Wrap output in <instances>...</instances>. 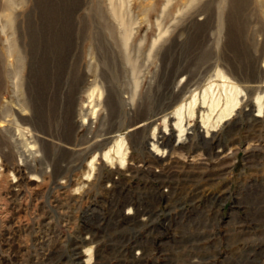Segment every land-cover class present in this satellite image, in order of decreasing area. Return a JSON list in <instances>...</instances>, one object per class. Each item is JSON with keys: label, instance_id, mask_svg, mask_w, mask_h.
Instances as JSON below:
<instances>
[{"label": "rangeland", "instance_id": "374dc122", "mask_svg": "<svg viewBox=\"0 0 264 264\" xmlns=\"http://www.w3.org/2000/svg\"><path fill=\"white\" fill-rule=\"evenodd\" d=\"M263 3L0 0V264H73L65 256L74 231L64 225L83 205L75 194L110 164L105 152L124 139L137 158L155 130L173 147L174 114L194 99L193 133L174 156L210 178L220 165L232 175L238 155L257 157L242 165L257 194L234 197L237 211L209 229L210 240L218 233L209 264H264V114L255 116L264 96ZM220 71L238 86L240 106L206 139L204 93L215 83L224 95Z\"/></svg>", "mask_w": 264, "mask_h": 264}, {"label": "built area", "instance_id": "2783aa9c", "mask_svg": "<svg viewBox=\"0 0 264 264\" xmlns=\"http://www.w3.org/2000/svg\"><path fill=\"white\" fill-rule=\"evenodd\" d=\"M170 144L160 134L134 150L137 158L129 149L123 166L108 164L75 194L83 205L73 223L64 225L74 231L66 261L209 264L215 258L210 241L218 233L210 240L209 229L224 226L226 211V199L214 189L219 177L197 170L188 157L174 156L171 150L179 144Z\"/></svg>", "mask_w": 264, "mask_h": 264}, {"label": "bare ground", "instance_id": "6f19581e", "mask_svg": "<svg viewBox=\"0 0 264 264\" xmlns=\"http://www.w3.org/2000/svg\"><path fill=\"white\" fill-rule=\"evenodd\" d=\"M194 1V0H192ZM264 6V3H263ZM126 43V42H125ZM126 45V44H125ZM132 67V66H131ZM217 77L223 82L221 85L217 87L223 88L224 95L219 94L216 95L214 90V84L212 83L204 93L203 105L208 106L209 112L208 114L203 116L201 121L202 131L205 133L204 138H210L212 132H215L216 126L223 125L224 123L231 120L240 106V100L238 98L239 88L235 85L234 82H231L230 79L224 74V72L220 71ZM221 88V89H222ZM197 104V100L194 99L192 103H190L189 108L186 106H182L176 110L174 117L177 122L175 123V131L178 132L177 141L178 144H184L188 141V136L190 134L189 128L192 127V124L186 123V117H194L195 116V106ZM256 106L258 107L257 114L255 115L257 118L263 117L264 114V96H260L256 99ZM189 109V110H187ZM215 112H221L217 118V121L213 119ZM134 131V130H133ZM163 132L165 135H169L171 133V128L167 121H165V127ZM158 135V130H155L152 134V140L156 138ZM125 140L121 139L115 143L111 150L105 152L104 159L105 161L113 164L115 161H118L120 165H124L127 159V149L125 148ZM153 148L156 149L155 144H153ZM129 150V149H128ZM218 151V150H217ZM223 151V150H222ZM96 159V158H95ZM91 163V168L95 169L94 161Z\"/></svg>", "mask_w": 264, "mask_h": 264}, {"label": "crops", "instance_id": "0c3cea01", "mask_svg": "<svg viewBox=\"0 0 264 264\" xmlns=\"http://www.w3.org/2000/svg\"><path fill=\"white\" fill-rule=\"evenodd\" d=\"M256 158L257 157H250L248 160V163H245V161L239 155L237 157H234L231 163L233 174L230 175L229 177H227L228 173H224L226 166L220 165L218 167L219 173L221 171L222 173L218 175L219 183L214 187V189L222 193L223 197L226 199V211L225 212L229 211L233 213V212H236L237 211L236 209L240 207V205L235 206L234 197L237 198V196L239 197L244 192L248 196H251V197L256 196L257 194V192L255 191L256 184L254 183V180L246 178V168L242 167L244 163L249 164L251 166L254 165L253 163L257 164ZM219 163L222 164V161ZM247 168L251 169V167H247ZM229 170H230V167L228 169V172ZM242 171H244V174L242 173ZM228 181H230V184L227 185ZM263 191H264V188H263Z\"/></svg>", "mask_w": 264, "mask_h": 264}]
</instances>
